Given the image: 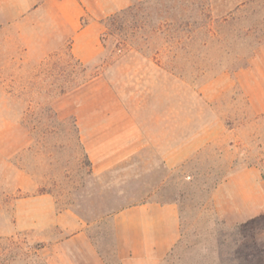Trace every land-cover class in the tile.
I'll use <instances>...</instances> for the list:
<instances>
[{
    "label": "rangeland",
    "instance_id": "rangeland-1",
    "mask_svg": "<svg viewBox=\"0 0 264 264\" xmlns=\"http://www.w3.org/2000/svg\"><path fill=\"white\" fill-rule=\"evenodd\" d=\"M113 16L84 64L72 43L0 27V264H70L78 229L119 264L113 215L150 200L179 209L161 264H264V0H132ZM133 127L149 145L95 172L83 133ZM195 135L212 140L165 166Z\"/></svg>",
    "mask_w": 264,
    "mask_h": 264
},
{
    "label": "crops",
    "instance_id": "crops-1",
    "mask_svg": "<svg viewBox=\"0 0 264 264\" xmlns=\"http://www.w3.org/2000/svg\"><path fill=\"white\" fill-rule=\"evenodd\" d=\"M131 3L132 0H0V27L11 28L12 35L19 37L9 41L72 43L74 57L83 64L90 63L100 54L97 44L101 42L103 21ZM81 139L95 172L113 169L149 145L135 127L84 132ZM206 139L203 143V137L195 135L182 143L179 138L163 154L164 165L171 168L181 164L212 140ZM112 220L119 264H161L180 239V215L174 201L150 200L131 205L115 213ZM62 245L63 258H69L70 264H102L82 229Z\"/></svg>",
    "mask_w": 264,
    "mask_h": 264
},
{
    "label": "trees",
    "instance_id": "trees-1",
    "mask_svg": "<svg viewBox=\"0 0 264 264\" xmlns=\"http://www.w3.org/2000/svg\"><path fill=\"white\" fill-rule=\"evenodd\" d=\"M115 18H116V16H111V17L107 18V19L105 20V22H106V21L114 22V21H115ZM102 41H104V38H102Z\"/></svg>",
    "mask_w": 264,
    "mask_h": 264
}]
</instances>
